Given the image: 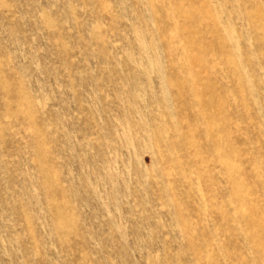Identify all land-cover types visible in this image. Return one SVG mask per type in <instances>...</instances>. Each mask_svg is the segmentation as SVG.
I'll use <instances>...</instances> for the list:
<instances>
[{
  "label": "rangeland",
  "instance_id": "obj_1",
  "mask_svg": "<svg viewBox=\"0 0 264 264\" xmlns=\"http://www.w3.org/2000/svg\"><path fill=\"white\" fill-rule=\"evenodd\" d=\"M0 264H264V0H0Z\"/></svg>",
  "mask_w": 264,
  "mask_h": 264
},
{
  "label": "bare ground",
  "instance_id": "obj_2",
  "mask_svg": "<svg viewBox=\"0 0 264 264\" xmlns=\"http://www.w3.org/2000/svg\"><path fill=\"white\" fill-rule=\"evenodd\" d=\"M207 109H208V107H207Z\"/></svg>",
  "mask_w": 264,
  "mask_h": 264
}]
</instances>
